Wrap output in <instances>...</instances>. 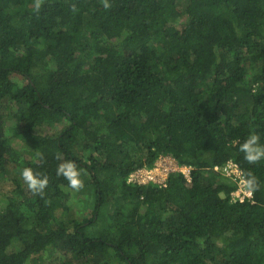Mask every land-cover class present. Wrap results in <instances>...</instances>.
I'll list each match as a JSON object with an SVG mask.
<instances>
[{
  "label": "trees",
  "instance_id": "1",
  "mask_svg": "<svg viewBox=\"0 0 264 264\" xmlns=\"http://www.w3.org/2000/svg\"><path fill=\"white\" fill-rule=\"evenodd\" d=\"M107 2L0 0V264H264V0ZM167 157L190 182L128 181Z\"/></svg>",
  "mask_w": 264,
  "mask_h": 264
},
{
  "label": "clouds",
  "instance_id": "2",
  "mask_svg": "<svg viewBox=\"0 0 264 264\" xmlns=\"http://www.w3.org/2000/svg\"><path fill=\"white\" fill-rule=\"evenodd\" d=\"M39 7L40 4L39 2H37L36 8L39 9ZM104 7L105 8L109 7L107 0H104ZM239 151L244 153L245 159L250 163H256L258 161L264 160V144L260 143V137L258 134L255 133L250 134L247 137V139L239 145ZM163 159L164 158H160V160ZM157 162L155 163L154 168L151 169L142 168L139 170L151 171V174L153 175L157 170ZM165 168L166 167L160 168L164 172L163 174L164 177H162L161 179L159 178L156 179V176L154 175L155 177H153V179L155 180V182H159V183L164 182L167 173L170 171H180L190 182L188 177L190 171L189 167H181L187 170L186 172L185 171L183 172L182 170H180L181 168H178L177 166H176L177 169H173V170H169V167L167 169ZM213 171H215L216 173H221L226 177L234 176L238 179L239 182L238 189L235 192H232V196L234 199L243 201L244 198L251 197L252 193L259 189V184L257 182V179L254 176H250V178L245 180L244 176H242L241 174V171L238 170L236 164L231 161H229L223 167H214ZM56 175L62 176L68 182V187L71 188L72 190L79 191L83 187L81 172L74 161L65 160L64 162L60 163L57 166ZM20 176L23 179L24 183L27 185V187L35 193H42L43 189H45L48 185L47 176H44L39 172H34V170L30 167L22 168L20 171ZM129 177H128V181H129ZM132 182H137V181H132ZM141 183H146V182H141Z\"/></svg>",
  "mask_w": 264,
  "mask_h": 264
},
{
  "label": "rangeland",
  "instance_id": "3",
  "mask_svg": "<svg viewBox=\"0 0 264 264\" xmlns=\"http://www.w3.org/2000/svg\"><path fill=\"white\" fill-rule=\"evenodd\" d=\"M20 79V78H18ZM166 167L165 169H167L169 167V170H173V169H177L176 168V165L174 163V161L170 158H164L163 160H158L157 162V170L156 172L152 175H148L149 177H155L156 176V179H161L164 174L163 170H161L160 168H164ZM180 170H182L183 172L187 171L185 170L184 168H181ZM161 172V173H160ZM155 175V176H154ZM0 191H1V194L3 193H16L18 192V189L16 186H14V184L12 185V182L10 181H7V180H3L0 182ZM41 256H43V260L45 262V264H71L70 261L68 259H64L62 257H57V256H54L52 255L50 252H43L41 254Z\"/></svg>",
  "mask_w": 264,
  "mask_h": 264
},
{
  "label": "built area",
  "instance_id": "4",
  "mask_svg": "<svg viewBox=\"0 0 264 264\" xmlns=\"http://www.w3.org/2000/svg\"><path fill=\"white\" fill-rule=\"evenodd\" d=\"M151 174V171H142L137 170L134 173H132L129 177V181H137V182H146L149 180L155 181L153 177H149L148 175Z\"/></svg>",
  "mask_w": 264,
  "mask_h": 264
}]
</instances>
